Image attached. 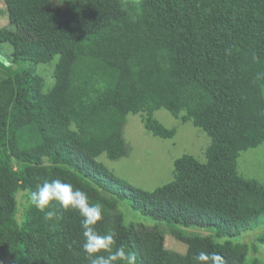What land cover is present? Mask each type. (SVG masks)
Returning a JSON list of instances; mask_svg holds the SVG:
<instances>
[{
  "label": "trees",
  "instance_id": "1",
  "mask_svg": "<svg viewBox=\"0 0 264 264\" xmlns=\"http://www.w3.org/2000/svg\"><path fill=\"white\" fill-rule=\"evenodd\" d=\"M1 1L0 55L29 68L0 79V262L90 264L77 211L53 202L58 219L31 206L18 218L20 192L30 199L59 178L102 205L96 230H114L136 264H196L200 251L248 264L236 241L264 226V182L240 173L239 160L264 144V0ZM41 64L52 73H37ZM160 109L209 143L204 161L184 155L170 183L146 191L98 159L129 156L130 113L174 138ZM126 199L155 223L127 224Z\"/></svg>",
  "mask_w": 264,
  "mask_h": 264
},
{
  "label": "rangeland",
  "instance_id": "2",
  "mask_svg": "<svg viewBox=\"0 0 264 264\" xmlns=\"http://www.w3.org/2000/svg\"><path fill=\"white\" fill-rule=\"evenodd\" d=\"M2 5L0 0V14L5 15V8ZM6 24H1L0 29ZM58 60L59 57H56L53 61L55 66ZM5 61L7 59H2L0 55V79L13 76L20 70L29 68V65L19 64L18 66L7 64L8 66H6ZM52 70L45 64L37 67V73L42 75L51 74ZM135 99L136 97L127 98V96L120 94L117 100L122 105L126 103L129 107H132ZM154 117L167 128L176 129V136L172 139L156 137L145 128L140 114L130 113L127 116L125 127V139L130 149L129 156L116 161L108 159L106 155H102L98 159L123 183L146 191H153L162 185L170 183L173 180L175 161L184 155H192L204 161V152L209 143V138L203 129L195 127L190 122H182L165 109L157 110L154 113ZM239 167L240 173L244 174L245 177L257 178L264 182V144L258 148L243 152L239 160ZM18 200V218L22 221L24 212L29 207L27 204L29 198L24 192H20ZM119 208L123 212L127 224L144 223L152 225L155 223L139 211H136L128 199L120 201ZM263 233L264 226H261L253 231L244 233L236 241L249 247L248 264H254L257 260L264 262V245L258 240ZM0 264H12V260L5 259Z\"/></svg>",
  "mask_w": 264,
  "mask_h": 264
},
{
  "label": "clouds",
  "instance_id": "3",
  "mask_svg": "<svg viewBox=\"0 0 264 264\" xmlns=\"http://www.w3.org/2000/svg\"><path fill=\"white\" fill-rule=\"evenodd\" d=\"M6 63V61H5ZM27 204L43 214L46 221L58 219L52 208L53 202L65 210H75L82 218V250L90 264H136V257L123 246L116 247V232L103 234L96 230L98 222L103 219V208L99 203H90L88 194L61 179L44 180L30 192ZM196 264H223V258L216 252L200 251L194 256Z\"/></svg>",
  "mask_w": 264,
  "mask_h": 264
}]
</instances>
